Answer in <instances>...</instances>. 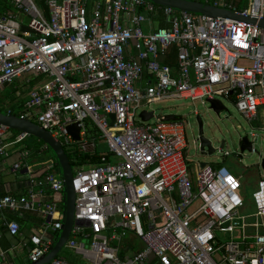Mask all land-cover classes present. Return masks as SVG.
Masks as SVG:
<instances>
[{"label": "built area", "instance_id": "obj_1", "mask_svg": "<svg viewBox=\"0 0 264 264\" xmlns=\"http://www.w3.org/2000/svg\"><path fill=\"white\" fill-rule=\"evenodd\" d=\"M6 1L17 14H0V90L22 77L42 80L17 114L8 112L83 151L92 124L114 158L74 172L77 223L67 248L87 264H264V178L252 194L255 212L242 215L243 184L229 168L207 164L193 180L184 121H164L150 110L143 112L154 118L145 122L138 114L169 99H226L254 127L264 107V29L145 0H48L47 13L35 0ZM214 7L264 20V0H248L243 9L215 0ZM157 11L169 28L146 31ZM173 49L176 68L165 63ZM75 124L80 141L68 132ZM9 131L0 124L3 158ZM28 136L19 133L11 144ZM54 167L32 174L28 167L35 191L0 198V213L41 219L22 244L32 264L50 252L63 227L65 185ZM5 226L21 235L18 222ZM129 236L142 247L121 258ZM2 239L0 232V264H7ZM51 264L72 263L60 256Z\"/></svg>", "mask_w": 264, "mask_h": 264}, {"label": "rangeland", "instance_id": "obj_2", "mask_svg": "<svg viewBox=\"0 0 264 264\" xmlns=\"http://www.w3.org/2000/svg\"><path fill=\"white\" fill-rule=\"evenodd\" d=\"M38 4L47 0H35ZM28 20H25L27 25ZM34 84L26 85V81L17 79L13 84L7 85L0 90V107L15 106L13 100L22 101L34 89ZM226 110L219 115L213 112L210 104H203L200 101H190L182 99H169L155 104L141 107L138 114L143 111L155 110L157 115H176L181 117L185 123L188 149V166H201L202 163L208 165L223 164L233 174L241 179L243 185V196L246 201L245 207L241 210L242 215H250L255 212L252 194L257 189L258 180L264 177L262 160L264 159V130L252 127L248 121L237 111L230 100L220 99ZM197 112V113H196ZM197 116H200L205 123V136L211 140L216 152L213 155H203L197 140ZM254 134V136L252 135ZM248 136L257 152L241 153V139ZM36 137L28 136L17 150L25 157V164L34 170H41L48 165L56 163L55 156L51 150L42 152L36 145ZM224 144L223 150L221 145ZM106 143L103 142L102 151L107 152ZM222 151V152H221ZM229 152V156L224 153ZM24 165V162H21ZM19 164V166H21ZM238 174H242L238 175ZM242 178H241V177ZM59 236V235H58ZM55 237V241L57 240ZM129 242V240H127ZM139 241H137L138 244ZM67 249H65L66 251ZM21 255L14 254L15 264H30L27 251H20Z\"/></svg>", "mask_w": 264, "mask_h": 264}, {"label": "water", "instance_id": "obj_3", "mask_svg": "<svg viewBox=\"0 0 264 264\" xmlns=\"http://www.w3.org/2000/svg\"><path fill=\"white\" fill-rule=\"evenodd\" d=\"M151 2L157 6L170 7L180 12L193 13L200 16H209L214 18H229L239 21H244L253 25H258L259 28L264 29V20L258 21L255 18L244 17L237 14L235 11L226 10L222 8H217L212 5H208L198 1L190 0H145ZM210 108L216 114L226 110L225 105L217 100L210 101ZM142 119L147 122L154 118L153 112H143L141 115ZM181 119L176 115H165L164 121H175ZM201 124L203 125V119L199 116ZM0 124L8 127L11 130L25 133L29 136L36 137L46 143L49 148L52 150L53 154L56 156L62 173V178L65 185V202H64V219L63 227L60 230L57 240L54 242L53 247L50 252L43 257L40 261L33 264H51L56 258L60 257L65 249L68 246V242L71 238L72 231L74 228L75 220V206L77 194L73 187L74 182V170L70 164V160L64 150L63 145L56 141L52 134L44 129H42L37 123L23 120L16 115L10 114L8 111L0 109ZM80 128L78 125H72L68 127L69 134L72 135L75 141H80ZM202 134L203 131H202ZM200 150L203 155H213L216 152L212 142L205 135H202L199 138ZM224 148V144L221 147V150ZM248 152H257L254 148L252 142L248 136L241 139V153ZM202 167H205L207 164L202 163ZM262 168L264 170V159L262 160ZM45 240H48L47 238Z\"/></svg>", "mask_w": 264, "mask_h": 264}, {"label": "crops", "instance_id": "obj_4", "mask_svg": "<svg viewBox=\"0 0 264 264\" xmlns=\"http://www.w3.org/2000/svg\"><path fill=\"white\" fill-rule=\"evenodd\" d=\"M47 1H46V3H47ZM214 1L215 0H212V3H208V0H198V2H202V3L208 4V5H212V6H214ZM231 1H233L235 6L238 8L243 6V5H245L244 7H246L248 5V0H231ZM159 7H162V6H159ZM159 14L164 18L163 20L165 21L164 23L166 24V26H164L165 24L164 25L162 24V19L160 17H158ZM169 26H170V24H169L168 19L163 15V13L161 11H157L155 13L154 17H152L151 23L146 24L145 29H146V31H150V30H156L158 28H169ZM173 51H174V49L172 51H170V53H169L172 57L175 58L173 64L168 62L170 55L167 57L165 63L168 65H171L173 68H176L177 58H176V55L173 56L174 55ZM28 78L29 77H22L20 79L25 80L26 85H30L33 83L34 84L33 88H35L36 86L39 85V83L42 82L41 79L30 78L31 82L27 83ZM28 96H29V94H28ZM28 96L25 97L22 101L17 102L16 100H13V103L14 102L18 103V105H17L18 107L14 108L15 106H12V105L7 106V107H5L4 111H8V109L13 110V111L19 110L21 105L28 98ZM255 127H257L258 129L264 128V107H262L260 109V120L257 123H255ZM252 135L254 136V134H252ZM15 137H16V135H14V133L10 129L9 133L6 136V142L9 143L8 157H6V158L0 157V198L4 197L6 195H12V196H16V197L17 196H27V195H29L30 190L33 189L35 191V189H36V188H33L31 185L28 167L31 171V174L32 173H38L40 170L36 169L33 171L30 168V166H28V164H25L24 156L27 157V156H30L31 154L27 153L26 155H23L21 152H19L17 150V146L20 144H17V145L11 144ZM41 150H42V152H45V151L51 150V149L45 143V146H43L41 148ZM224 155L229 156V152L224 153ZM22 161L24 162V165H21ZM19 164L21 166H19ZM17 165L19 166V169H16ZM53 165L55 166L54 167V171H55V169L57 168V163H55ZM48 166H51V165H48ZM59 166H60V164H59ZM214 166H225V165L216 164ZM200 167H202V165L201 166L193 165V167H191V166L189 167L193 180L196 179V176H197V173H198ZM56 173H58L62 176L61 168ZM238 175L242 176V174H238ZM263 178L264 177H261L260 179H263ZM259 180H258V182H259ZM242 184H244V183L242 182ZM257 186H258V183H257ZM63 198H64V200H63V203L61 205L62 214H63L62 219H64L65 192L63 194ZM26 216H29L32 220H25V221H22V223H20L19 221L22 220ZM33 219L34 220L36 219L35 221H38V222H35ZM10 221H16L20 224V227H21V235L20 236L13 237L8 233L6 226H5V222H10ZM40 222H41V219L38 218V216L33 215L31 213H25L22 216L18 213L11 212L9 210H5V211H2L0 213V232L3 235L2 248L7 252V255H8L7 256V264H15L14 254L20 256L21 255L20 251H22V250L27 251V255L29 254L28 246H26V245L23 246L22 244L26 243V241H28V238L32 233L38 231V226L40 225ZM127 240H129V242H127ZM137 241L138 240L135 239L134 237L129 236V238L124 240L123 245H125V247L121 251L126 250L127 247L132 248V247L139 246V248H141L142 247L141 242L139 241L137 244ZM66 249H68V248H66ZM30 264H32V263H30Z\"/></svg>", "mask_w": 264, "mask_h": 264}, {"label": "trees", "instance_id": "obj_5", "mask_svg": "<svg viewBox=\"0 0 264 264\" xmlns=\"http://www.w3.org/2000/svg\"><path fill=\"white\" fill-rule=\"evenodd\" d=\"M190 1H198V0H190ZM208 3H212V0H208ZM38 4V3H37ZM46 13L48 12V9L46 7V1H42L38 4ZM245 5L239 7L240 9H243ZM4 12H8V13H13V14H17V11L13 9V7L10 5V3L6 0H0V14L4 13ZM20 18H23V16L21 14H19ZM158 17H160L162 19V24L164 25L165 21L163 20L164 18L159 14ZM22 20V19H20ZM24 27H26L25 24V19H23L22 21ZM166 26V24L164 25ZM174 55H176V50L173 51ZM171 57V58H170ZM168 62L173 64L174 62V57H172L170 55ZM1 110H4L5 108L0 107ZM18 111V110H17ZM17 111H14L15 114H17ZM14 135H18L20 132L18 131H13ZM87 138H88V147L86 151H83L81 148L80 143H75L73 147H69L67 145H64V150L70 160V164L73 167L74 172H77L81 169H87V168H91V167H97V166H101L104 165L106 163H112L114 161V158L112 157V155L103 152L102 151V142H103V136L102 133L100 132V130L90 124L87 128ZM36 145L38 147V149H41L43 146H45V143L41 140H39L38 138H36ZM95 144L96 145V149L91 148V144ZM103 158H105V161H103ZM55 161L57 163V168L55 169L56 172H58L60 170V166L58 163L57 158L55 157ZM25 220H32L29 216L24 217L22 220H20L19 222L22 223V221ZM34 220V219H33ZM36 220V219H35ZM34 220V221H35ZM38 222V221H35ZM115 246V245H114ZM139 246L136 247H127L126 250L121 251L120 252V257L124 258L127 255L131 254V252L134 249H138ZM61 257L65 258L67 261H69L72 264H87L82 257L76 255L74 252H72L70 249H67L62 255Z\"/></svg>", "mask_w": 264, "mask_h": 264}, {"label": "flooded vegetation", "instance_id": "obj_6", "mask_svg": "<svg viewBox=\"0 0 264 264\" xmlns=\"http://www.w3.org/2000/svg\"><path fill=\"white\" fill-rule=\"evenodd\" d=\"M196 121H197V127H196L197 128V140H198V144L200 145L199 138L202 135H205V123L203 121V125L201 124V120L199 119V116H197ZM202 131L204 134H202Z\"/></svg>", "mask_w": 264, "mask_h": 264}]
</instances>
